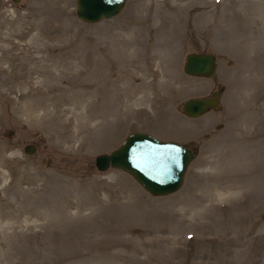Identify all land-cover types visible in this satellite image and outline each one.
<instances>
[{
	"label": "rangeland",
	"instance_id": "rangeland-1",
	"mask_svg": "<svg viewBox=\"0 0 264 264\" xmlns=\"http://www.w3.org/2000/svg\"><path fill=\"white\" fill-rule=\"evenodd\" d=\"M134 131L196 148L178 190L95 167ZM0 264H264V0H0Z\"/></svg>",
	"mask_w": 264,
	"mask_h": 264
},
{
	"label": "water",
	"instance_id": "water-1",
	"mask_svg": "<svg viewBox=\"0 0 264 264\" xmlns=\"http://www.w3.org/2000/svg\"><path fill=\"white\" fill-rule=\"evenodd\" d=\"M126 0H76V14L86 22H97L118 14ZM217 69L212 52L191 51L186 53L183 71L195 76H212ZM210 95L191 96L181 103L183 114L197 117L208 109H219V90ZM34 144L24 146L27 153L33 152ZM194 149L176 141L165 140L147 131L128 133L122 143L95 157V167L101 171L121 168L131 174L139 184L153 195H165L178 190L184 179Z\"/></svg>",
	"mask_w": 264,
	"mask_h": 264
},
{
	"label": "flooded vegetation",
	"instance_id": "flooded-vegetation-1",
	"mask_svg": "<svg viewBox=\"0 0 264 264\" xmlns=\"http://www.w3.org/2000/svg\"><path fill=\"white\" fill-rule=\"evenodd\" d=\"M219 92H220V90H219ZM185 145L188 146V147H190V148H192V149H194V150H196V148H193V146H191L189 144H185Z\"/></svg>",
	"mask_w": 264,
	"mask_h": 264
}]
</instances>
